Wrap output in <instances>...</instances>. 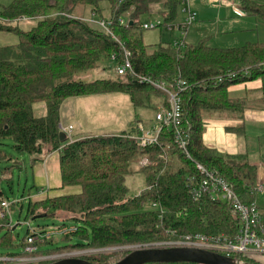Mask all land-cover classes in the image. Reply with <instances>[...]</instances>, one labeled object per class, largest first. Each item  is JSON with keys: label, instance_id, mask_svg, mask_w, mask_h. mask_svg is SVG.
<instances>
[{"label": "trees", "instance_id": "trees-1", "mask_svg": "<svg viewBox=\"0 0 264 264\" xmlns=\"http://www.w3.org/2000/svg\"><path fill=\"white\" fill-rule=\"evenodd\" d=\"M110 3L114 39L83 16H76L77 5H89L102 15V2ZM161 2V3H160ZM160 3L162 24L172 26L178 19L180 0H12L0 14L14 21L20 16L35 17L36 25L25 30L14 23L0 22V30L14 32L18 43L0 46V160L9 159L4 139L12 140L18 153L42 154L59 151L61 188L78 186L75 192L30 197L27 214L32 217L59 218L60 224L73 223L76 231L33 242L37 250H23L34 233L17 238L13 225L0 218V264L8 256H54L73 251L98 250L84 257L96 264L117 261L126 250L107 252L110 247L156 246L178 239L181 234L198 232L235 233L238 217L220 199L203 197L194 201L188 193L189 177H202L197 163L217 171L247 204L256 201L259 167L206 144L205 114L226 110L245 111L246 103L234 98L231 87L260 81L264 99V41L237 47H214L204 38L196 44L174 46L160 42L153 48L143 40L142 17ZM246 14L264 17V2L240 0ZM131 10L126 24L119 22ZM131 52L136 74L173 83L182 78L187 88L180 92L182 126L187 152L175 141L174 131L164 126L158 142L141 146L136 116L131 130L62 139L61 106L76 96L126 93L135 106L151 103L156 97L168 104L167 94L134 75L84 81L73 77L99 66L112 53L121 57V44ZM45 102L47 111L37 115L33 105ZM136 124V125H135ZM135 125V126H134ZM245 126L227 125L226 130L243 134ZM143 158L151 164L141 165ZM139 164L138 167L136 165ZM12 166L6 169L8 171ZM5 171V172H6ZM143 173L146 187L136 195L126 184L128 175ZM0 179L1 202L6 199ZM156 203L158 206L152 207ZM17 203H12L11 207ZM22 209V205L20 206ZM264 223V214H262ZM49 225H44V230ZM76 237L77 242L70 243ZM6 250V253L1 251ZM235 257L248 260L241 255ZM42 260L36 264L51 262ZM147 264H193L189 262Z\"/></svg>", "mask_w": 264, "mask_h": 264}, {"label": "rangeland", "instance_id": "rangeland-1", "mask_svg": "<svg viewBox=\"0 0 264 264\" xmlns=\"http://www.w3.org/2000/svg\"><path fill=\"white\" fill-rule=\"evenodd\" d=\"M12 1V0H11ZM10 0H1V4H6L7 6L11 2ZM182 1V0H181ZM264 2V0H259ZM192 9L194 10L198 4L203 6V14L199 15L197 11L196 19L192 22L188 30L193 26V24L199 21L202 18H206L208 23H211L210 29H208L207 34L214 35L217 34L218 31V18L222 15L224 16L225 22L222 23V28L225 27L226 21L230 23V26L235 27L236 25L233 23L232 20H229V14H220V12L225 11V9H229L232 11V5L229 1H222V0H191ZM236 5L245 12L244 9L240 7V0H235ZM161 3V2H160ZM160 3L153 4L154 9L150 14L144 15L142 17L143 21H163L162 14L160 13ZM102 15L96 14L93 12L92 7L89 5H77L73 10V14L76 16H83L86 19L93 20L92 24L97 25L95 22L100 21L102 18L107 19L110 17V3L109 2H102ZM183 3L180 2L178 8V19L177 23L183 22L186 15L183 12ZM197 9V8H196ZM131 10L124 13L122 18L127 22L129 19V15ZM258 17V21L260 23H254L249 27V30L245 31H238L235 32L238 35L245 36V40L249 42H255L258 40L264 41V17L262 16H254ZM38 19L35 17H29L26 19H22L19 22H15L14 25H20L22 29L29 30L34 25H36ZM254 21V20H253ZM171 29V30H170ZM13 33V37L16 39L17 35ZM257 33L261 35H257ZM15 34V35H14ZM188 35V31L186 33ZM224 34H229L234 37V32H228ZM263 34V35H262ZM223 35V34H222ZM189 36V35H188ZM184 35L181 31L176 30V28H169L168 26L160 27L156 26L154 28L145 29L143 31V40L144 43L148 45V47L153 48L156 44L160 42H181ZM187 38V36H186ZM208 44H209V37ZM202 38V39H204ZM200 39L199 41H201ZM189 37L187 38L188 43ZM199 41H195L198 43ZM246 41H242L240 46H242ZM192 43V44H196ZM226 47H237L234 45H225ZM119 77L117 73V64L115 61L111 59H106L105 61H101L99 66L95 68H91L87 71L80 72L75 75L73 78L77 80H94L97 78H117ZM258 82L251 81L245 84H238L232 87V93L234 98L239 101H246L248 105H251L255 109H263L264 108V99L261 93L256 91L253 92L252 95L247 94L246 89L252 88L257 86ZM251 94V93H250ZM110 103L104 104L102 100H100L97 95L96 96H76L70 97L66 99L62 106H61V122L64 125L72 124L74 126L72 130V139H75V136L79 135H97V134H104L106 132L116 133L121 130H131L130 122L135 120L136 116L141 119V122L138 124H142L145 128V131H153L154 126L159 127L160 123L156 119V113L161 107L160 100L156 97L151 103H146L143 106H135L128 94L126 93H115V96L111 94L110 96ZM40 105H45L44 102H41ZM37 115H44L41 113L40 108L37 106L35 109ZM46 114V113H45ZM242 113L241 111H223V112H215L210 113L207 112L205 114V120L211 126L214 121L224 123V124H232L235 121L242 120ZM129 123V124H128ZM119 133V132H118ZM246 140H242L241 137L237 138L238 146H240V151L244 152V157L242 158L243 161H249L252 163H257L260 167V171L263 173L262 180L264 184V120H248L247 121V132H246ZM230 135V134H229ZM244 139V138H243ZM244 141V142H241ZM5 145L3 146L9 154V159L0 160V179H1V186L4 191L5 197L10 199L12 202L20 201L19 203L15 204L11 207V213L13 216L14 226H16L15 232L17 238H22L26 236L29 229H37L40 230L43 228L44 225H59L61 223L59 218H52V217H39L33 219L27 214V199L29 197V191L33 190L34 186H45L46 188V181L45 184H40L38 181V176L44 177L46 179V170L48 169V163L52 161L50 160L51 154L50 153H42V154H30V153H18L12 148V140L10 138L4 139ZM60 154V152H58ZM10 168L6 171L7 168ZM139 164L136 165L138 167ZM6 171V172H5ZM126 184L130 188V194L136 195L139 194L145 187H146V176L143 173H135L133 175H128L126 178ZM42 188V187H41ZM44 188V189H45ZM50 188V187H49ZM73 189H80L78 186H71V187H64V188H53L50 189V195H58V194H66L71 192ZM46 194L48 193V189ZM257 202L260 206H263L264 202V192H258L256 196ZM256 202V203H257ZM22 205V209L20 206ZM31 228H30V227ZM58 243L57 244H67V241H60L61 235L56 236ZM175 241L177 239H174ZM170 241L161 242L159 245L161 246H169L173 245ZM77 242L76 237L72 238L70 243ZM168 243V244H167ZM175 245V244H174ZM130 248H118V247H110L107 252L112 251L115 253L117 250H126V253L129 251ZM2 253H6V250L1 251ZM91 252L85 251H73L68 254H58L47 258L48 256H39L41 258L46 257L42 260L54 261L64 257H82ZM124 253L122 256H124ZM121 256V257H122ZM120 257V258H121ZM249 259L251 262H257L260 264H264V258L258 257L259 259L251 258L248 256H243ZM6 263L4 264H36L40 261L34 260H16L15 258H28L22 256H8L4 257ZM8 258V259H6ZM119 258V259H120ZM118 259V260H119ZM248 261V260H246ZM49 263V262H47ZM113 263V262H110ZM45 264V263H43Z\"/></svg>", "mask_w": 264, "mask_h": 264}, {"label": "built area", "instance_id": "built-area-1", "mask_svg": "<svg viewBox=\"0 0 264 264\" xmlns=\"http://www.w3.org/2000/svg\"><path fill=\"white\" fill-rule=\"evenodd\" d=\"M124 1V0H121ZM191 0H180L183 3V12L186 17L183 22L175 23L169 28H176L186 36L189 25L195 21L196 13L191 7ZM229 1L233 6V12L237 15L243 16L245 14L237 5L235 0H222ZM29 18V16L17 17L14 21L9 18L3 17L0 14V22L3 23H15L22 19ZM86 19V18H85ZM88 22L93 20L86 19ZM121 24L127 22L120 18ZM97 26L104 32L109 33L114 39L118 40L117 36L111 28L112 20L110 18H102L100 21L95 22ZM162 24V21L153 22L150 20L143 21V27L146 29L158 27ZM185 43V40L181 42H174L173 45L180 47ZM121 44V57L119 54L112 53L110 59L115 61L117 64L118 75H134L137 76L141 82H147L154 85L156 88L161 89L167 94L168 104H160L161 107L156 113V119L159 121L160 126L153 128V131H145L142 124H138L140 133L134 134L132 137L138 139L141 146L149 144H155L158 142V135L164 126H168L173 129L175 141L187 152V137L182 126V100L180 92L187 88V83L182 78H176L173 83H169L166 80L154 79L151 76H141L135 73L131 63V52ZM61 131L72 141V130L74 126L72 124L64 125L60 124ZM148 158H143L140 162L141 165L151 164ZM197 168L201 172L200 178L191 176L187 182L188 193L194 201H198L203 197H209L213 200H223L227 202L234 215L238 217V229L235 233L227 232H198V233H187L181 234L180 237L175 241H171L173 245L169 246H185L193 248H201L214 252H218L227 256H248L251 258L259 259L258 257L264 258V223L262 222V213L257 205L256 201L250 204L241 201L238 194L234 191L228 181L221 176L217 171L206 168L204 165L197 163ZM257 190L263 189V184L257 185ZM37 192L45 193L44 188L39 189ZM31 197L29 194L28 199ZM27 199V200H28ZM20 201H14L19 203ZM12 201L8 198L3 199L1 202L0 218L6 222L7 225H13V216L11 213ZM158 204L153 203L152 207H157ZM30 227V226H29ZM31 228V227H30ZM76 226L73 223L59 224L48 227L44 230L30 229L34 234L29 235L27 241L29 244L23 251L27 253H33L37 250V246L32 243L44 239L51 238L55 235L69 234L76 231ZM167 243V244H168ZM175 244V245H174ZM98 250H86L85 252L94 253ZM48 256L47 258H50ZM46 257H28V258H15L16 260H34L42 261ZM1 259V258H0ZM8 259V258H6Z\"/></svg>", "mask_w": 264, "mask_h": 264}, {"label": "crops", "instance_id": "crops-1", "mask_svg": "<svg viewBox=\"0 0 264 264\" xmlns=\"http://www.w3.org/2000/svg\"><path fill=\"white\" fill-rule=\"evenodd\" d=\"M6 4H1V0H0V11L4 7V5H6ZM191 7H192V5H191ZM196 8L194 10L197 11L198 14L200 13L199 15H201V17H204V16H202L204 14L202 11L203 6L198 4ZM225 10L227 11L226 13H225V11H222V12H220V14H223V13L229 14L230 16L227 18H229V20L233 21V23L236 25L235 27L230 26V23L226 21L225 27L222 28L221 25L223 22H225V20H220V19H224V16L222 15V17L220 16V18H218V31L219 32L217 34L210 35V34H207V31H208V29H210L211 23H208V21H206V18H202L199 21L195 22L189 30L187 29L189 36L187 34H186V36H187V38L189 37V39L191 38V40H189V42L196 43L195 41H199L200 39H202L204 37H209V45L214 46V47L227 48L225 45L240 46V43L242 41H246L245 40L246 38H245V36L238 35L235 32L249 30V27H251V25H253L254 23H257V22H259V23L261 22V21H258V19H259L258 17L248 16L247 14H244L243 16L237 15L236 13L233 12V6L231 9L232 11H230L229 9H225ZM176 30H178V29H176ZM228 32H234V37H229L231 35L224 34V33H228ZM12 35H13L12 31L0 30V46L17 44L18 43V37H16V39H15ZM257 35H261V34L257 33ZM186 36L183 37L182 40L187 41ZM258 41H260V40H258ZM261 41H263V40H261ZM247 42H249V41H246V43ZM256 82H258L257 86L246 89L247 94L252 95V93L254 91L258 90V87L260 86V81H256ZM242 84H245V83H242ZM232 87H231V92H232ZM250 91H253V92H250ZM111 94H113L115 96V93L96 94V95L100 100H102L104 102V104H106V103H110ZM96 95H91V96H96ZM244 102L246 103V107H245V111H243V112L241 111L242 116H243L242 120L235 121V123H232V124H224V123L214 121L211 126H209V124L207 123V131L204 135L205 142L207 145L212 146V147H216L217 149H219L221 151H225V152L233 154V155H244V152H242V150L240 151L241 144H243V143H241L240 146H238L237 138L241 137L242 140H246L247 121L248 120H264V108L261 110L255 109L251 105H248L246 101H244ZM40 103L41 102L35 103L33 105V108L35 110L36 107L38 106L41 110V113L45 114L47 111V105L45 102H44L45 105H40ZM228 111H239V110H228ZM221 112H223V111H221ZM210 113H215V112H210ZM140 122H141V119H140ZM240 124H244V126H245V129H244L245 131L243 134L235 133V132H229L226 130L227 125H240ZM118 132H120V131H118ZM118 132H116V133H118ZM104 134H113V133L106 132ZM89 135H92V134H89ZM80 137H85V135L75 136V138H80ZM241 142H244V141H241ZM58 152H59L58 150L53 151V152H47V153L51 154L50 160L52 159V161H51V163H50V161L48 163V169L46 170V179H44V177H42L40 175L38 176V181L40 184L43 185V184H45V181H46V183H47L46 188L48 189V193H49L50 189H52V187L53 188H61L60 164H59L60 154H58ZM258 167H259V165H258ZM262 175H263V173L260 171V167H259V177H258V184L257 185H259L260 183L263 184V180L261 179ZM33 187H35V188L33 190L29 191V194L31 195L32 198H39V196L46 195L47 190L43 194L37 192L39 189L45 188V186H41L42 187L41 188V187L33 185ZM75 191H76V189H73L71 192H75ZM257 191L258 192H264V184H263V189L257 190ZM71 192H68V193H71ZM258 192H257V194H258ZM48 195H50V193ZM256 202H257V200H256ZM257 205L259 206L261 213L264 214V207L260 206V204L258 202H257ZM263 206H264V202H263Z\"/></svg>", "mask_w": 264, "mask_h": 264}, {"label": "water", "instance_id": "water-1", "mask_svg": "<svg viewBox=\"0 0 264 264\" xmlns=\"http://www.w3.org/2000/svg\"><path fill=\"white\" fill-rule=\"evenodd\" d=\"M64 138V133H62ZM42 215H39V218ZM33 218V219H35ZM189 262L193 264H260L246 261L235 256H227L218 252L185 247V246H144L130 248L119 260L108 264H147V263ZM45 264H96L82 257H64Z\"/></svg>", "mask_w": 264, "mask_h": 264}]
</instances>
